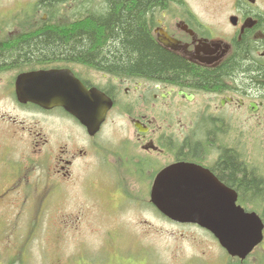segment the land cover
Masks as SVG:
<instances>
[{"label":"flooded vegetation","instance_id":"flooded-vegetation-1","mask_svg":"<svg viewBox=\"0 0 264 264\" xmlns=\"http://www.w3.org/2000/svg\"><path fill=\"white\" fill-rule=\"evenodd\" d=\"M79 1L83 0H17L12 9L22 19L15 21V29L9 37H1L0 43L26 38L44 26L83 22L72 19L78 15ZM96 1L104 5V0ZM63 16L68 19L62 20ZM148 28L158 45L202 72L238 56L242 42L249 59L264 67V0H166L149 14ZM48 69L71 70L87 88L95 87L112 99L99 132L91 135L61 106L46 109L18 99V75ZM5 74L14 77L7 94L15 114L0 109V132H10L13 149L29 155V160H21L17 177L6 187L0 186V207L11 203L24 213L29 204L34 208V203L46 200L25 193V187L31 181L30 172L44 171L41 168L47 166L50 172L44 178L52 187L72 181L77 164L94 161L93 167L105 166L115 174L111 182L117 187L151 188L163 168L189 162L207 168L231 190L228 198L235 194L238 205L264 222V78L235 80L223 75L219 84L205 88L120 75L67 60L20 62L0 68V76ZM120 117L128 126L123 134L116 131ZM223 150L235 154L245 170L260 180L262 190H248L226 177L227 171L218 165ZM47 158L50 164H42ZM20 187L25 197L15 195L21 193ZM216 264H264V237L243 259L223 249Z\"/></svg>","mask_w":264,"mask_h":264},{"label":"rangeland","instance_id":"rangeland-1","mask_svg":"<svg viewBox=\"0 0 264 264\" xmlns=\"http://www.w3.org/2000/svg\"><path fill=\"white\" fill-rule=\"evenodd\" d=\"M16 3L17 0H0V38L9 37L15 21L22 19L12 9ZM99 7L96 0H83L76 12ZM33 12L30 14L35 15ZM13 78L10 74L0 76V109L10 114H15V110L7 90ZM119 120L116 131L126 133L128 126L122 117ZM13 138L10 132H0L1 187L20 173L18 161L25 157L29 160V155L22 156L13 149ZM94 163L77 164L72 181L60 184L44 204L37 202L33 213L32 204L23 209L22 217L17 216L22 209L14 204L1 205L0 264L217 263L221 247L210 232L169 220L151 205L148 188L117 187L111 182L115 174L112 176L105 166L95 169ZM41 169L44 171L29 173L31 181L26 182L25 193L30 196L39 197V190L43 196L47 190L44 177L50 169ZM15 195L25 197L22 189Z\"/></svg>","mask_w":264,"mask_h":264},{"label":"trees","instance_id":"trees-1","mask_svg":"<svg viewBox=\"0 0 264 264\" xmlns=\"http://www.w3.org/2000/svg\"><path fill=\"white\" fill-rule=\"evenodd\" d=\"M54 1L57 0H44ZM165 2L104 0L102 7L78 14L81 23L44 26L26 38L0 43V68L34 60L81 61L120 75L193 83L205 88L219 84L223 75L235 80L246 76L248 80L264 78V67L249 59L243 42L238 56L217 69L203 72L163 49L153 40L148 24L149 14ZM218 163L230 180L240 182L248 190H262L260 180L245 170L232 151L223 150Z\"/></svg>","mask_w":264,"mask_h":264},{"label":"water","instance_id":"water-1","mask_svg":"<svg viewBox=\"0 0 264 264\" xmlns=\"http://www.w3.org/2000/svg\"><path fill=\"white\" fill-rule=\"evenodd\" d=\"M16 91L23 101L33 100L45 107L62 105L90 131L101 123L109 104L102 93L87 90L72 74L57 70L21 74ZM213 177L193 164L173 165L157 176L152 202L175 221L197 223L211 230L230 254L244 258L262 241L264 224L258 215L237 206L234 198L228 199L225 188Z\"/></svg>","mask_w":264,"mask_h":264}]
</instances>
